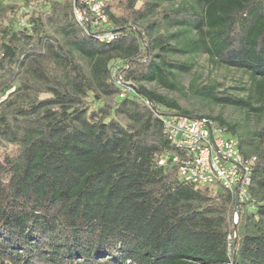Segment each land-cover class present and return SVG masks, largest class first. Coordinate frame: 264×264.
Masks as SVG:
<instances>
[{
	"label": "trees",
	"instance_id": "1",
	"mask_svg": "<svg viewBox=\"0 0 264 264\" xmlns=\"http://www.w3.org/2000/svg\"><path fill=\"white\" fill-rule=\"evenodd\" d=\"M174 1L109 0L107 43L76 22L73 0L44 1L29 27L0 5V147L15 149L0 161V264H264V131L253 142L139 84L190 70L169 54H206L250 77L248 98L213 83L198 87L207 101L264 117V0L159 10ZM114 74L134 92L119 98ZM168 113L206 118L256 158L250 203L157 164L180 155L158 118Z\"/></svg>",
	"mask_w": 264,
	"mask_h": 264
},
{
	"label": "built area",
	"instance_id": "2",
	"mask_svg": "<svg viewBox=\"0 0 264 264\" xmlns=\"http://www.w3.org/2000/svg\"><path fill=\"white\" fill-rule=\"evenodd\" d=\"M64 1V0H39ZM76 22L88 33H93L100 43L114 39L113 24L106 13L105 0H73ZM77 4V5H76ZM21 26L29 27L21 22ZM115 83L121 88L119 98L134 92L132 82H124L114 74ZM163 133L168 142L180 155L161 157L157 164L164 166L168 161L177 164L179 180L185 185H219L237 203L250 201L248 193L251 185L255 157H244L235 137L226 136L225 130L203 117H187L173 113L159 114ZM237 222L235 214L234 223Z\"/></svg>",
	"mask_w": 264,
	"mask_h": 264
},
{
	"label": "rangeland",
	"instance_id": "3",
	"mask_svg": "<svg viewBox=\"0 0 264 264\" xmlns=\"http://www.w3.org/2000/svg\"><path fill=\"white\" fill-rule=\"evenodd\" d=\"M37 1H35V5L30 4L26 6L24 5L25 0H0V5L2 7H13L15 14L14 17L18 22L23 23L24 21L31 24L33 12L39 10V5L44 3V1ZM108 1L109 0H105L106 5L108 4ZM181 3L182 0H176L174 3L164 2L159 10L162 8H170L171 5H180ZM139 5L140 3L137 4V6ZM112 13L114 14V12ZM14 17L8 16V20L14 19ZM6 22L7 21L4 23L6 24ZM146 24V21H141L139 23L140 26H145ZM161 33L163 32L160 31V34ZM154 52L157 53L158 51L155 50ZM168 59L187 63L190 66V70L188 72H182L176 69L170 70L172 74L170 76L171 86H164L154 81H142L139 84L147 90L155 91L168 99H173L180 108L189 110L195 116L221 117L228 123L236 125L238 127V133L250 136V140L253 142L258 140L256 134L260 130L264 131L263 116L240 107L210 103L198 90V87L200 86L218 83V91H225L229 95L246 99L250 92V77L245 71L215 63L211 61L206 54L183 55L172 53L168 55ZM155 60L158 62V58ZM23 79L26 80L28 78L24 76ZM192 81H195V85L197 86L190 88ZM89 101L92 106L95 105L92 95H90ZM253 104L255 107L258 106L257 103ZM161 109L164 112H169L166 108L161 107ZM214 125L216 124L214 123ZM226 136L230 137L229 134H226ZM14 152L15 149L11 146L0 147V161H2L4 154H11ZM235 214L237 216V213L235 212L233 214V221Z\"/></svg>",
	"mask_w": 264,
	"mask_h": 264
}]
</instances>
